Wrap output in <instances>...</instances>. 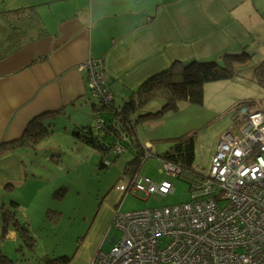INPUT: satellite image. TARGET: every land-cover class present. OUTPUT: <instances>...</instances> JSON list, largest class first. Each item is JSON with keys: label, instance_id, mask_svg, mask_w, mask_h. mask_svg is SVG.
Listing matches in <instances>:
<instances>
[{"label": "crops", "instance_id": "1", "mask_svg": "<svg viewBox=\"0 0 264 264\" xmlns=\"http://www.w3.org/2000/svg\"><path fill=\"white\" fill-rule=\"evenodd\" d=\"M34 5L45 33L26 25L32 41L0 60V144L18 141L42 114H56L65 128L90 120L85 118L100 98L83 68L90 60H102L105 94L121 103L173 62L264 54V0H0V12ZM29 148L17 144L0 154V264H25L10 202L18 199L13 188L24 183L21 152ZM116 212L110 209L104 230ZM94 258L88 255L82 264Z\"/></svg>", "mask_w": 264, "mask_h": 264}, {"label": "rangeland", "instance_id": "2", "mask_svg": "<svg viewBox=\"0 0 264 264\" xmlns=\"http://www.w3.org/2000/svg\"><path fill=\"white\" fill-rule=\"evenodd\" d=\"M96 58L100 56L96 55ZM263 59V53L256 54L250 62L235 67L231 78L205 83L202 105L182 104L175 113L162 120L138 124L136 137L139 143L150 147L153 153L161 154L170 147V138L196 132L195 167L202 175H207L220 138L235 123L234 110L243 104L257 108L264 103V88L255 77V68ZM102 81L104 84L103 72ZM103 87L106 89L105 85ZM94 101L98 100L95 98ZM156 106L153 104L149 108L157 111ZM93 114L94 111L85 119L92 120ZM72 115L78 118L76 113ZM51 130L48 138L38 143L43 145L36 143L21 152L28 175L23 177V185L13 188V195L22 204L16 209L10 202L17 220L28 225L30 236L35 239H22L25 247L20 261L25 264H38L46 258L61 255L74 256L73 264L77 260L82 264L88 255L94 258L99 252L108 251L111 238H121V231L110 225L103 228L110 209L129 212L173 206L193 197L190 184L172 176H168V180L172 182L174 192L165 196L128 193V181L123 174L134 150L127 143H124L123 153L116 157L102 155L98 149L77 142L71 135L72 125L65 128L64 121ZM16 144L26 145L19 141ZM50 148H60L65 154L53 160L45 151ZM102 160L109 164L107 169L99 167ZM163 167L160 158L150 157L138 175L160 183L166 175ZM63 186L67 187L66 193L55 197V192Z\"/></svg>", "mask_w": 264, "mask_h": 264}, {"label": "built area", "instance_id": "3", "mask_svg": "<svg viewBox=\"0 0 264 264\" xmlns=\"http://www.w3.org/2000/svg\"><path fill=\"white\" fill-rule=\"evenodd\" d=\"M100 64L83 65L90 90L99 97L108 95ZM233 116L235 123L220 138L207 175L185 176L180 167L163 162L166 175L160 183L139 176L127 190L165 196L174 192L168 176L182 175L191 184V200L118 210L111 227L122 236L91 264H264V103L257 108L243 104ZM122 151L116 146V153Z\"/></svg>", "mask_w": 264, "mask_h": 264}, {"label": "trees", "instance_id": "4", "mask_svg": "<svg viewBox=\"0 0 264 264\" xmlns=\"http://www.w3.org/2000/svg\"><path fill=\"white\" fill-rule=\"evenodd\" d=\"M26 25L38 29L36 35L45 33L44 22L38 12L37 5L4 10L0 12V60L18 51L21 47L31 42L32 34H27ZM45 57L38 58L43 61ZM251 59L247 53L226 55L222 61L194 60L189 63L173 62L169 68L159 72L143 83L123 102L117 103L110 96H101L92 105V120L73 122L72 134L77 142L90 145L98 149L102 155H114L115 157L124 151V143L134 150L133 156L126 162L124 177L128 181L127 190L131 183L139 177V170L143 163L150 157H158L163 162L174 164L182 170V175L201 174L195 167L196 158V132H188L169 139L171 145L165 151L153 153L150 147L143 146L136 137L138 124L147 119L155 120L164 118L168 114L175 113L182 104L202 105L204 102V84L220 79L231 78L234 68L245 64ZM256 82L264 88V59L255 68ZM156 104L157 111L149 108ZM91 116V115H90ZM64 115L60 117L63 119ZM56 114L46 113L34 118L27 126L24 134L18 140L23 144L33 146L48 138L51 127L58 123ZM101 122V125L99 124ZM96 123V124H95ZM0 144V154L12 150L18 143ZM116 146L123 148L122 152H115ZM53 160L61 158L65 153L60 148L45 150ZM99 167L107 169L109 164L101 161ZM177 178L190 182L184 176ZM67 187L56 191L55 197H62ZM191 190V184H190ZM12 207L17 209L21 202L12 200ZM12 213L13 224L19 235L29 240H35L30 236V230L26 223L20 224L16 213ZM74 256L61 255L59 257L46 258L44 264H69Z\"/></svg>", "mask_w": 264, "mask_h": 264}, {"label": "water", "instance_id": "5", "mask_svg": "<svg viewBox=\"0 0 264 264\" xmlns=\"http://www.w3.org/2000/svg\"><path fill=\"white\" fill-rule=\"evenodd\" d=\"M109 243H110V245H111V244L113 243V241H111V242L109 241Z\"/></svg>", "mask_w": 264, "mask_h": 264}]
</instances>
